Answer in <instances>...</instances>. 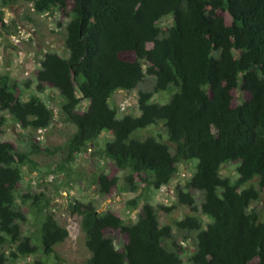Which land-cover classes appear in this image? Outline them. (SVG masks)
Returning a JSON list of instances; mask_svg holds the SVG:
<instances>
[{"label":"trees","instance_id":"1","mask_svg":"<svg viewBox=\"0 0 264 264\" xmlns=\"http://www.w3.org/2000/svg\"><path fill=\"white\" fill-rule=\"evenodd\" d=\"M18 1L37 14L69 16L68 56L44 54L35 75L36 92L55 89L58 114L76 128L60 169L69 170L100 136L106 140L99 156L132 190L168 185L178 164L194 169L185 190L177 189L176 203L205 220L190 214L160 226L153 208L143 206L125 225L113 212L98 213L92 202L71 204L90 254L83 264H180L183 249L173 241V227L194 234L190 264H264V222L250 209L264 190V0H0V6ZM123 53L133 61L121 59ZM146 76L153 86L138 92L139 115L117 118L112 95L133 91ZM159 93L169 95L166 103L151 102ZM0 111L22 130L46 129L54 118L36 94L22 100L7 75H0ZM5 123L0 117V133ZM158 124L166 140L159 134L133 138ZM40 149L31 140L30 152ZM29 154L0 142V246L10 247L0 251V264L38 252L48 257L68 236L29 194L20 196L21 204L32 199L43 219L35 240L21 233L26 217L17 187ZM229 162L239 164L234 182L220 175ZM118 180L101 172L94 185L106 196ZM192 191L202 195L199 206ZM111 233L121 238L118 244Z\"/></svg>","mask_w":264,"mask_h":264},{"label":"rangeland","instance_id":"2","mask_svg":"<svg viewBox=\"0 0 264 264\" xmlns=\"http://www.w3.org/2000/svg\"><path fill=\"white\" fill-rule=\"evenodd\" d=\"M0 17L4 25L2 26L0 22V75L9 77L10 84L15 87L22 100H26L31 94H36L54 113L48 128L22 130L11 120L7 112L0 111V117L6 119L5 125L1 128L0 142H9L17 151L30 153V161L22 166V179L17 187L18 204L26 217L21 233L35 240L43 219V213L36 211V205L32 206V199L21 204L20 196L24 194L37 196L39 204L45 207L44 212L52 213L59 226L68 232L67 238L54 247L52 255L43 257L38 252L21 259L10 260L8 264H31L36 259H42L47 264H83L90 254L84 245L85 236L81 230L80 218L70 214V205L75 202H92L98 213L113 212L125 225L136 220L143 206L153 208L160 226H173L174 222L190 214L205 220L200 213H193L188 207L176 203L177 189L185 190L186 181L194 171L191 163L178 164L175 177L159 190L145 191L140 187L138 190H132L123 181V173L112 170L99 156L98 150L106 140L105 137L100 136L93 144L87 146V151L80 153L68 165L69 170L60 169L59 166L63 164L67 155L66 143L75 133L76 128L64 122L58 114L61 98L55 89L46 87L42 92H36L35 75L44 54L68 56L64 39L65 25L69 16L58 11L37 14L33 12L30 4L18 1L4 8L0 6ZM169 24L170 18L163 20L159 26ZM120 58L127 61L134 59L130 53H123ZM152 86L153 78L146 76L133 91L114 93L109 104L116 109L117 118L124 115L138 116V92L151 91ZM168 99L169 95L159 93L152 96L151 102L164 104ZM84 106L85 102L81 101L80 108ZM157 134L166 140L160 124L137 131L132 136L144 139ZM31 140L41 148L36 153L30 152ZM238 166L237 162L222 165L221 177H227L234 182L238 177L236 171ZM101 172L119 178L116 187L106 196L100 195L94 185L96 176ZM251 183L256 185V180ZM192 195L195 205L199 206L202 201L201 193L192 191ZM131 201H134L135 205L130 204ZM161 207H172V209L166 211ZM250 209H255L259 214V220L264 222V190L260 192L258 200L251 203ZM172 233L173 241L183 249L180 264H190L188 258L193 251L194 234L177 231L174 227ZM109 236L116 244L121 240L114 233ZM169 243L168 241L167 245ZM9 249L8 244L0 246V251L5 253Z\"/></svg>","mask_w":264,"mask_h":264}]
</instances>
